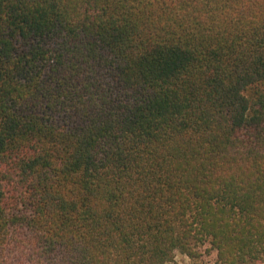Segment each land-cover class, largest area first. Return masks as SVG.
<instances>
[{"label":"trees","instance_id":"16d2710c","mask_svg":"<svg viewBox=\"0 0 264 264\" xmlns=\"http://www.w3.org/2000/svg\"><path fill=\"white\" fill-rule=\"evenodd\" d=\"M264 263V0H0V264Z\"/></svg>","mask_w":264,"mask_h":264},{"label":"rangeland","instance_id":"374dc122","mask_svg":"<svg viewBox=\"0 0 264 264\" xmlns=\"http://www.w3.org/2000/svg\"><path fill=\"white\" fill-rule=\"evenodd\" d=\"M201 255L196 258H190L186 254L177 252L174 261L167 264H220L217 261V254L208 246L201 247ZM264 264V263H261Z\"/></svg>","mask_w":264,"mask_h":264}]
</instances>
